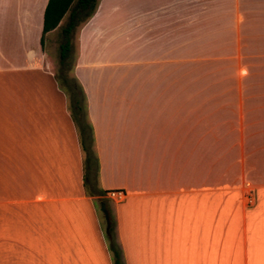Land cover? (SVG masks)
I'll list each match as a JSON object with an SVG mask.
<instances>
[{
  "label": "crops",
  "instance_id": "1",
  "mask_svg": "<svg viewBox=\"0 0 264 264\" xmlns=\"http://www.w3.org/2000/svg\"><path fill=\"white\" fill-rule=\"evenodd\" d=\"M49 2L0 0V264H113ZM72 54L124 264H264V0H97Z\"/></svg>",
  "mask_w": 264,
  "mask_h": 264
},
{
  "label": "trees",
  "instance_id": "2",
  "mask_svg": "<svg viewBox=\"0 0 264 264\" xmlns=\"http://www.w3.org/2000/svg\"><path fill=\"white\" fill-rule=\"evenodd\" d=\"M97 0H50L46 10L44 35L49 31L57 28L62 19L69 13V20L67 25L62 29L63 41L60 46V74H57V80H59L61 86L64 88L67 96L69 97V106L72 114V118L77 125L83 151L86 154L84 161L85 166V188L87 193L92 196L102 197V201L107 203L105 198V191H98V178H99V162L95 151V140L93 137V130L91 124L88 122V105L87 98L83 87L73 75V83L63 76L64 68L71 60V34L75 28L82 22H85L92 16L96 9ZM44 44V39L42 40ZM75 65V61H74ZM74 66L71 68L73 72ZM85 122L87 124H85ZM89 131V135H88ZM91 139L92 154H90L87 147V139ZM95 161V181H92V163ZM114 229L111 227L110 235L107 236L109 241V249L112 255L113 264H124L122 259V252L119 246L116 244L115 239L112 238Z\"/></svg>",
  "mask_w": 264,
  "mask_h": 264
},
{
  "label": "rangeland",
  "instance_id": "3",
  "mask_svg": "<svg viewBox=\"0 0 264 264\" xmlns=\"http://www.w3.org/2000/svg\"><path fill=\"white\" fill-rule=\"evenodd\" d=\"M68 20H69V14L66 16V20H65L64 25L61 27L60 31L56 34V38L60 42L63 41L62 29L67 25ZM57 55L58 56L60 55V49L58 50V54ZM74 61H75V55L72 54L71 55V60L68 62L67 66L64 68V72H63V76L67 79V81H69L70 84L73 83V72H71V68L74 66ZM56 72H57V74L58 73L60 74V65L58 66V69H57ZM61 89H62V92L66 94V92H65V90H64V88L62 86H61ZM85 124H87V123L85 122ZM78 133H79V131H78ZM88 135H89V131H88ZM87 137H88V139H87V147L89 148L90 154H92V147H91V143L92 142H91V139L89 140V136H87ZM79 138H80V142H81L80 134H79ZM81 145H82V142H81ZM82 148H83V146H82ZM84 158H86V154H84ZM95 170H96V166H95V161H94L92 163V178H93L92 181L93 182L96 179L95 178ZM107 203H108V207H109V210H110V213H111V216H112V228L114 229V233L112 235V238H114L116 240L118 238V235H117V221L115 219V209H116V207H117L119 202L117 200L113 199V198H109L107 200ZM240 205L245 210L251 209L252 208L251 206H253V205L247 206L246 198L239 199V206ZM97 209H98V212H99L100 221H101V225H102V228H103V233H104L105 238H106L107 224H106L105 216H104V214H103V212L101 210V207H100V202L97 203ZM244 238H245V231H244V229H241L240 230V239L244 240Z\"/></svg>",
  "mask_w": 264,
  "mask_h": 264
},
{
  "label": "built area",
  "instance_id": "4",
  "mask_svg": "<svg viewBox=\"0 0 264 264\" xmlns=\"http://www.w3.org/2000/svg\"><path fill=\"white\" fill-rule=\"evenodd\" d=\"M120 195H122V193H120V192H111L110 193V196L113 199L118 198ZM245 198H246L248 206L254 205V203H255L254 190H253L252 186H250V184L246 185Z\"/></svg>",
  "mask_w": 264,
  "mask_h": 264
},
{
  "label": "water",
  "instance_id": "5",
  "mask_svg": "<svg viewBox=\"0 0 264 264\" xmlns=\"http://www.w3.org/2000/svg\"><path fill=\"white\" fill-rule=\"evenodd\" d=\"M101 210L105 216L107 228H106V233L107 235H110V229L112 227V216L109 210V207L106 203L102 202L101 203Z\"/></svg>",
  "mask_w": 264,
  "mask_h": 264
}]
</instances>
